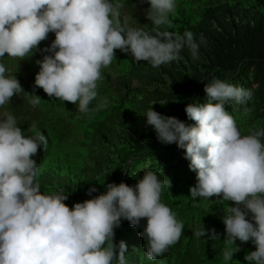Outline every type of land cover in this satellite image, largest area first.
<instances>
[{"label": "clouds", "instance_id": "obj_1", "mask_svg": "<svg viewBox=\"0 0 264 264\" xmlns=\"http://www.w3.org/2000/svg\"><path fill=\"white\" fill-rule=\"evenodd\" d=\"M148 3L145 16L152 22L151 32L128 26L126 18L122 24V5L112 0H0V58H14L16 65L41 52L42 59L35 61L39 66H33L39 67L34 88L78 105V113L92 119L108 106L104 97L90 107L98 99L102 69L112 64L115 50L153 67L177 60L184 47L197 57L199 44L191 31L181 35L168 30L176 0ZM49 33L55 39L41 49ZM204 42L201 37L200 43ZM11 72L6 74L8 69L0 63V264H128L129 256L132 264H139L137 258L140 264L144 260L159 264L184 229L176 213L162 202V192L171 181H162L145 168L135 185L108 183L106 191L72 207L65 203L68 194L63 189L42 192L35 156L38 149L46 150L47 134L53 136L43 124L45 118H33L30 109L40 104L41 97L24 91L16 78L30 70L11 67ZM204 91V103L185 106L187 117L195 121L192 125L152 107L140 114L159 142L184 149L189 168L196 173L190 197L194 201L216 197L226 204L221 217L224 264L240 251L237 239L255 245L244 257L249 264H264V128H250L242 135L225 109L231 101L244 106L247 115L254 93L218 78L205 83ZM21 92L27 93L28 103L18 96ZM14 95L18 104L11 101ZM51 180L56 182V176ZM93 192H98L94 185L87 189L89 195ZM122 220L138 228L146 220L139 233L145 244L143 240L117 243L115 229ZM193 235L220 237L204 226L195 227Z\"/></svg>", "mask_w": 264, "mask_h": 264}, {"label": "trees", "instance_id": "obj_2", "mask_svg": "<svg viewBox=\"0 0 264 264\" xmlns=\"http://www.w3.org/2000/svg\"><path fill=\"white\" fill-rule=\"evenodd\" d=\"M112 2L121 4V8H141L146 21L137 28L151 32L152 22L145 16L148 0ZM176 4L177 11L170 17L172 27L168 30L181 35L186 30L191 31L199 44L197 57L193 58L184 47L177 60L153 67L146 61H133L130 53L115 50L112 64L102 69V78L97 82L98 99L90 107H94L99 98L106 97L109 103L95 112L92 119L78 113V105L48 97L42 88H34L39 67L33 66H39L35 61L42 59L41 52L34 53L25 63L24 69L30 73L16 78L24 91H35L41 97L40 104L30 109L45 118L43 124L53 136L47 134L46 150L38 149L35 156L42 192L63 189L68 194L65 203L72 207L75 202L106 191L108 183L123 181L135 185L148 168L160 180L171 181L169 189L166 187L162 192V202L184 224L179 241L169 247V255L158 263L224 264L221 250L225 226L221 217L226 204L216 197L195 201L190 197L189 189L197 181L184 149L176 143L159 142L146 116L140 113L152 107L163 115L176 116L192 125L195 121L187 117L185 106L204 103L207 100L205 83L218 78L252 89L254 93L247 104L251 109L247 115L243 114L244 106L231 101L225 104L242 135L248 134L250 128H264V0H176ZM201 37L204 43H200ZM54 39L55 34L49 33L39 47H48ZM26 92L18 96L28 103ZM54 122L61 125L56 126ZM53 176L56 182L51 180ZM93 185L98 192L89 195L87 189ZM145 224L146 220H142L141 225ZM142 226L132 227L127 220H122L121 227L115 229V240L117 243L123 240L126 245L143 240L145 244L144 238L139 236ZM197 226L215 229L220 234L219 239L195 237L193 229ZM235 243L240 251L234 253L229 264H249L244 257L255 250V245L238 239ZM127 261L132 264L130 256ZM137 261L140 264L139 258ZM150 262L144 260L145 264L154 263Z\"/></svg>", "mask_w": 264, "mask_h": 264}, {"label": "rangeland", "instance_id": "obj_3", "mask_svg": "<svg viewBox=\"0 0 264 264\" xmlns=\"http://www.w3.org/2000/svg\"><path fill=\"white\" fill-rule=\"evenodd\" d=\"M250 12V11H249ZM144 12L140 9V8H134V9H131V8H121L120 9V19H121V23L124 24L125 23V18H126V23L127 24H130L132 25L133 27H139L141 25H144L145 24V17L143 16ZM11 60H6L4 57L3 58H0V63H4L6 68L8 69V73L7 74H14L13 72H11V67L12 68H17V67H23L25 65L24 62H21L19 64H15V61H14V58H11ZM109 71H112L111 69ZM135 80H133V84H135ZM17 95H14L12 98H11V101H15V104H18V101H17ZM40 115H39V112H35L33 114V118H38Z\"/></svg>", "mask_w": 264, "mask_h": 264}]
</instances>
